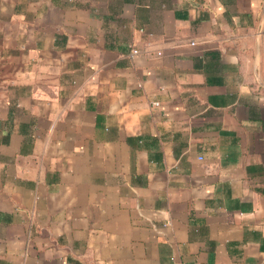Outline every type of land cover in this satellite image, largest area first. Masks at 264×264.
<instances>
[{"label":"crops","instance_id":"1","mask_svg":"<svg viewBox=\"0 0 264 264\" xmlns=\"http://www.w3.org/2000/svg\"><path fill=\"white\" fill-rule=\"evenodd\" d=\"M0 264H264V0H0Z\"/></svg>","mask_w":264,"mask_h":264},{"label":"built area","instance_id":"2","mask_svg":"<svg viewBox=\"0 0 264 264\" xmlns=\"http://www.w3.org/2000/svg\"><path fill=\"white\" fill-rule=\"evenodd\" d=\"M139 53V51L137 49H133L132 50V54L133 55H137ZM154 106H158L159 104L157 102L153 103Z\"/></svg>","mask_w":264,"mask_h":264}]
</instances>
